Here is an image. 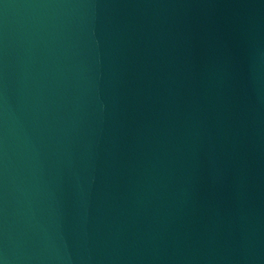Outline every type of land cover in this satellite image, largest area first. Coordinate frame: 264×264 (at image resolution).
<instances>
[{
    "label": "water",
    "instance_id": "95a60500",
    "mask_svg": "<svg viewBox=\"0 0 264 264\" xmlns=\"http://www.w3.org/2000/svg\"><path fill=\"white\" fill-rule=\"evenodd\" d=\"M0 264H264V0H0Z\"/></svg>",
    "mask_w": 264,
    "mask_h": 264
}]
</instances>
